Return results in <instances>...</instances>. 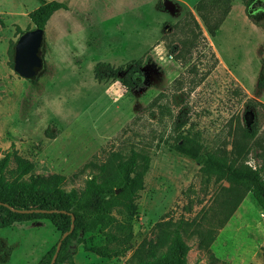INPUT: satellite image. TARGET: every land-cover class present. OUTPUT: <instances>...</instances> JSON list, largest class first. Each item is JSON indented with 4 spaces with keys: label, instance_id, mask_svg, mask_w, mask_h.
I'll use <instances>...</instances> for the list:
<instances>
[{
    "label": "rangeland",
    "instance_id": "obj_1",
    "mask_svg": "<svg viewBox=\"0 0 264 264\" xmlns=\"http://www.w3.org/2000/svg\"><path fill=\"white\" fill-rule=\"evenodd\" d=\"M47 1L64 2L68 10L56 12L45 28V65L32 84L11 67L9 47L22 31L35 29L29 14L40 3L0 0V160L14 145L33 162L35 175H63L70 190L84 187L89 162L136 151L149 157V166L133 218L132 250L155 243L156 224L169 219L218 228V220L209 222L205 215L228 183L209 182L201 166L174 145L190 136L207 152L228 154L240 128H250L256 115L260 130L247 147L255 142L264 146V88H257L264 80V12H255L264 8L253 10L246 0H231V10L213 37L201 20V0ZM193 19L203 34L180 58L173 49L192 36L187 30L199 34ZM161 41L175 58L164 69L149 57ZM139 59L146 85L128 89L113 104L105 95L113 80L99 82L95 66L103 62L119 67ZM250 101L256 109L247 107ZM184 110L188 114L182 122ZM259 153L252 151L248 163L260 167ZM102 238L96 239L98 245L104 244ZM60 239L47 221L0 228V264H38ZM185 240L190 264H264V210L249 193L208 249L195 234ZM90 245L87 238L72 264H126L132 254L101 258L88 251Z\"/></svg>",
    "mask_w": 264,
    "mask_h": 264
},
{
    "label": "trees",
    "instance_id": "obj_2",
    "mask_svg": "<svg viewBox=\"0 0 264 264\" xmlns=\"http://www.w3.org/2000/svg\"><path fill=\"white\" fill-rule=\"evenodd\" d=\"M38 1L40 5L29 14L35 28L45 30L56 12L68 10V5L64 2ZM256 1L258 0H246L247 8ZM230 3L231 0L199 2L201 20L211 36L216 35L229 14ZM193 21L199 34H196L192 28L187 30V34L192 36L181 40L179 49L178 46L173 49V53L177 51L180 58L190 53V49L196 46L199 36L203 34L199 22L194 19ZM183 22L181 20L179 25ZM23 33L22 31L20 34ZM15 44L11 43L9 47L12 68ZM137 74L143 75L142 81ZM94 75L99 82L120 79L127 89L143 88L147 81L142 59L119 67L99 62L94 68ZM30 82L35 84L36 80ZM257 88L258 90L264 88L263 79L259 80ZM257 94L260 95L259 91ZM251 106L252 109H256V103L248 102L247 107ZM181 113L179 119L184 122L188 113L185 110ZM254 116L250 128L244 126L240 128L239 140L228 154L207 152L199 141L190 136L180 137L174 145L176 152L201 166L200 171L209 182L213 180L215 184L223 181L228 183L229 186L216 195L214 199L216 203L211 208L213 210L208 213L210 215H205V219L208 218L209 222L218 220V228L203 229L201 223H196L195 220L169 219L156 224L158 233L155 243L144 242L137 249L132 250L133 218L138 214L137 199L145 188L149 157L132 151L126 157L108 156L101 163L89 162L85 165V169L91 171L84 187L67 190L65 176L35 175L33 162L22 157L14 145L4 152L0 160V228L47 221L62 237L70 231L73 215L75 228L63 240L55 264H72L78 247L85 244L87 238L91 242L88 251L101 258H125L129 252H132L126 264H190L188 254L191 248L185 240L187 234L199 236L203 247L208 249L219 230L226 225L249 193L258 207L264 210V146L255 142V145L247 147V142L260 130L258 117ZM257 149L260 150L257 156L263 158L260 167L252 166L246 160L252 151L257 152ZM34 210L58 212L38 213ZM195 223L197 225L191 230L192 232H189ZM101 236L104 244L98 245L96 239ZM56 248L57 244L45 253L38 264H51Z\"/></svg>",
    "mask_w": 264,
    "mask_h": 264
},
{
    "label": "water",
    "instance_id": "obj_3",
    "mask_svg": "<svg viewBox=\"0 0 264 264\" xmlns=\"http://www.w3.org/2000/svg\"><path fill=\"white\" fill-rule=\"evenodd\" d=\"M45 45V30L35 28L24 32L17 40L14 47V71L21 78L31 81L38 78L42 73L45 65L43 50ZM38 213H54L57 210H34ZM28 212V211H21ZM62 213H66L62 211ZM75 217L72 215V226L69 232L65 233L56 248V253L52 259L51 264H55L58 254L61 250L63 240L74 230Z\"/></svg>",
    "mask_w": 264,
    "mask_h": 264
},
{
    "label": "clouds",
    "instance_id": "obj_4",
    "mask_svg": "<svg viewBox=\"0 0 264 264\" xmlns=\"http://www.w3.org/2000/svg\"><path fill=\"white\" fill-rule=\"evenodd\" d=\"M149 57H151L153 61L162 69L166 68L175 61L174 56L168 52V49L163 41L156 44L152 48V51L149 53ZM137 76L141 79V81L143 80V75L137 74ZM127 91V86L122 84L120 79H114L107 85L105 95L109 97L113 104H119Z\"/></svg>",
    "mask_w": 264,
    "mask_h": 264
},
{
    "label": "flooded vegetation",
    "instance_id": "obj_5",
    "mask_svg": "<svg viewBox=\"0 0 264 264\" xmlns=\"http://www.w3.org/2000/svg\"><path fill=\"white\" fill-rule=\"evenodd\" d=\"M257 7L264 8V0H262V1L258 0V1H256V2H254L250 8H252L253 10H255ZM256 11H257L258 13H259L260 11H261L262 13L264 12V11L261 10V9H260V10H259V9H258V10H255V12H256Z\"/></svg>",
    "mask_w": 264,
    "mask_h": 264
}]
</instances>
